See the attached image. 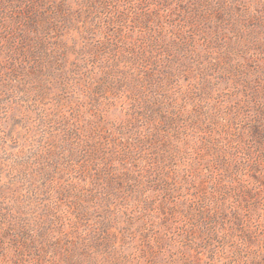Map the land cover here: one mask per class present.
Masks as SVG:
<instances>
[{
    "label": "rangeland",
    "instance_id": "obj_1",
    "mask_svg": "<svg viewBox=\"0 0 264 264\" xmlns=\"http://www.w3.org/2000/svg\"><path fill=\"white\" fill-rule=\"evenodd\" d=\"M0 264H264V0H0Z\"/></svg>",
    "mask_w": 264,
    "mask_h": 264
}]
</instances>
